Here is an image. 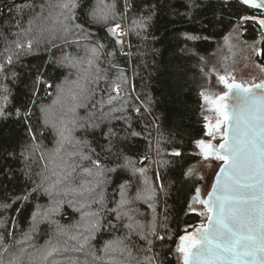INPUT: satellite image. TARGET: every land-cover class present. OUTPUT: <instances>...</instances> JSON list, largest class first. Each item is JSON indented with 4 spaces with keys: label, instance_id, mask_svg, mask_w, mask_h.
<instances>
[{
    "label": "trees",
    "instance_id": "obj_1",
    "mask_svg": "<svg viewBox=\"0 0 264 264\" xmlns=\"http://www.w3.org/2000/svg\"><path fill=\"white\" fill-rule=\"evenodd\" d=\"M261 20L241 0H0V264H182L207 219L194 168L221 165L200 145L221 133L208 59L240 27L264 72Z\"/></svg>",
    "mask_w": 264,
    "mask_h": 264
},
{
    "label": "snow or ice",
    "instance_id": "obj_2",
    "mask_svg": "<svg viewBox=\"0 0 264 264\" xmlns=\"http://www.w3.org/2000/svg\"><path fill=\"white\" fill-rule=\"evenodd\" d=\"M69 2L75 7V0ZM243 2L256 6L253 0ZM63 7L67 8L68 4ZM260 23L264 25V20ZM226 87L237 90L238 95H244L258 107L259 123L250 124L247 131L241 134L238 118L233 113L232 119L237 127L231 139L225 136V143L220 145L224 150L222 153L215 152L213 145L200 142L205 149V159L215 155L224 162L225 167L221 171L225 176L223 182L217 180L215 199L202 201L210 213L215 212V216L208 217L209 226L202 231L198 230L196 237L182 238L189 241L188 248L182 246L179 249L184 253L185 264H190V257L193 255L190 249H196L195 255L202 258L198 264H264V96H257L252 88L242 84L226 83ZM254 87L264 89V84ZM220 114L225 122L229 120L227 113L220 111ZM221 122L217 121V131L220 130ZM48 255L52 253L49 252Z\"/></svg>",
    "mask_w": 264,
    "mask_h": 264
},
{
    "label": "rangeland",
    "instance_id": "obj_3",
    "mask_svg": "<svg viewBox=\"0 0 264 264\" xmlns=\"http://www.w3.org/2000/svg\"><path fill=\"white\" fill-rule=\"evenodd\" d=\"M105 13H107L106 9L97 7L95 8V14L103 16L105 15ZM125 26L126 23L123 22V25L119 26V28H115L116 32L119 33V35H125L127 33ZM240 34L241 30L240 27H238L226 40L219 43L212 56L208 59L207 74L209 77V84L208 87L204 90L203 96L206 101V110H208V116L211 120L210 125H214L216 121V117L214 116V114H210L209 112L211 108L210 101L226 91L225 85H222L221 83V77H224L223 81L227 80L226 83L234 81L246 86L264 83V72L256 61L257 54L259 53V44H250L243 42L241 40ZM261 37L264 39V34H262ZM87 48L90 49L89 46L84 45L82 47V54H80L79 52L78 53L80 55L87 53ZM115 87V90L119 91V86ZM110 91H112V87ZM67 99L68 98L66 97L65 99L61 100L60 103H58V106L61 107H59L60 109L57 110L62 115L65 114L63 108L66 107L65 103L67 104ZM53 113L55 112L52 110L48 112L47 116H51ZM217 163L214 165L212 160L208 159L206 161H202L194 168L199 169L203 174H205L206 180L202 188L200 189V195L202 198H204L210 190L214 175L219 167ZM135 187L137 193L142 190L139 179L135 181ZM191 207L192 211L203 210L202 205L200 203L198 204V199H194ZM136 220L138 221V218H136ZM127 225H130L131 227L129 228H133L135 232H138L136 227H134V223L128 222L126 226Z\"/></svg>",
    "mask_w": 264,
    "mask_h": 264
},
{
    "label": "water",
    "instance_id": "obj_4",
    "mask_svg": "<svg viewBox=\"0 0 264 264\" xmlns=\"http://www.w3.org/2000/svg\"><path fill=\"white\" fill-rule=\"evenodd\" d=\"M241 1L243 2V0H241ZM253 3L256 6H253L252 3H249V4L244 3V4L247 5L248 7H251L254 10L264 12V6H261V5H264V0H253ZM231 83L241 84L239 82H234V81L227 83V84H231ZM255 85H260V84H255ZM255 85H249V86L243 85V86L248 87V88H252L253 91L256 92L257 96H264V89L255 88L254 87ZM225 89H226V91L224 93H222L221 95H219L213 101L214 109L216 110V112L218 113V115L220 117L219 121H222L220 124V130H221L220 142L218 145L213 144L215 152H219V153H222L224 151L223 149L220 148V145L225 143V139H224L225 136H227L229 139H231L233 136V131L237 127L236 122L232 119L233 113H235L236 117L238 118V127H239V131L241 134H243L244 132L247 131L250 124L259 123V116H260V112H259L258 107L255 104L251 103L249 100H247L244 97V95H242V94L238 95L237 90H235V89L229 90L226 87V84H225ZM221 98H223V99H221ZM217 108H220V111L228 114V116H229L228 121L225 122L223 120V116L220 114V111H217ZM208 144L209 143H207V144L204 143V145H208ZM211 156L215 157V155H211ZM219 161L221 162V165L219 166L217 172L214 175L210 190L208 191V193L206 194V196L204 198L200 199V203H201L202 207L204 208V210L207 214V219L203 225L199 226L196 229V236H197L198 230L202 231L203 229H205L209 226V219H208L209 215L215 216V212L210 213L209 209L205 206L204 203H202V201H209L210 198L215 199L216 194L214 193V188L217 185V180L220 179L222 182L224 180L225 174L221 171V169L225 167V164L222 160L219 159ZM244 191H245V194H248L247 190H244ZM256 194L259 195V193H256ZM198 195H200V192H198ZM257 204H259V201H257ZM186 237H189V236H186ZM183 238H185V237H183ZM182 246L185 248H188L189 247V241L186 239L185 240L181 239L180 247H182ZM190 251L193 252V255L190 257V264H198V261L202 258H198L195 255L196 249H190ZM181 255H182V264H185L184 253L181 252Z\"/></svg>",
    "mask_w": 264,
    "mask_h": 264
},
{
    "label": "flooded vegetation",
    "instance_id": "obj_5",
    "mask_svg": "<svg viewBox=\"0 0 264 264\" xmlns=\"http://www.w3.org/2000/svg\"><path fill=\"white\" fill-rule=\"evenodd\" d=\"M226 82H227V80H224V81L222 80V82H221V83H222V85H223V84L225 85V84H226ZM215 131H216V132H218V131L216 130V128H215ZM220 131H221V130H220ZM211 133H213V131H212ZM219 136H221V133H220V135H219Z\"/></svg>",
    "mask_w": 264,
    "mask_h": 264
}]
</instances>
